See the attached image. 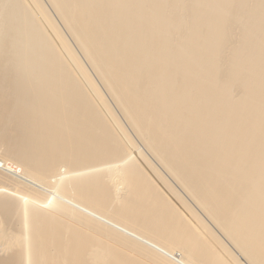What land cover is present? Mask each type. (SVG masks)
I'll return each instance as SVG.
<instances>
[{"label":"bare ground","instance_id":"bare-ground-1","mask_svg":"<svg viewBox=\"0 0 264 264\" xmlns=\"http://www.w3.org/2000/svg\"><path fill=\"white\" fill-rule=\"evenodd\" d=\"M0 149V264H264V0H0Z\"/></svg>","mask_w":264,"mask_h":264},{"label":"rangeland","instance_id":"rangeland-1","mask_svg":"<svg viewBox=\"0 0 264 264\" xmlns=\"http://www.w3.org/2000/svg\"><path fill=\"white\" fill-rule=\"evenodd\" d=\"M51 11H52L53 13H55L53 9H51ZM61 26L63 27L62 23H61ZM63 28H64V27H63ZM64 30H65V28H64ZM1 151H3V149H0V152H1ZM11 162H13V161H11ZM14 165H16V164L14 163ZM21 166H22V167H21ZM21 166H20V168H19V170H20L19 172L21 173V175H23V176L25 175V176H26L27 173H28V169H27V167H25L24 165H21ZM16 167H17V166H16ZM5 173H6V172H5ZM0 189H1V190H2V189H4V190L7 189V190H6L7 192H13V189H11V186H7V188H6V187H2V188H0ZM205 219H206V218H205ZM206 220H207V219H206ZM207 222H208V221H207ZM221 237L224 238V240H225V237H224L223 235H221ZM233 250H234V248H233ZM241 260H242L243 262L247 263L243 258H241Z\"/></svg>","mask_w":264,"mask_h":264}]
</instances>
